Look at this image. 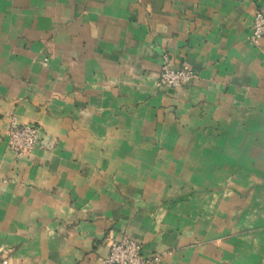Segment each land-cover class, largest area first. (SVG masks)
Masks as SVG:
<instances>
[{
    "label": "crops",
    "instance_id": "0c3cea01",
    "mask_svg": "<svg viewBox=\"0 0 264 264\" xmlns=\"http://www.w3.org/2000/svg\"><path fill=\"white\" fill-rule=\"evenodd\" d=\"M264 0H0V264H264ZM197 78L157 88L163 58ZM35 124L18 157L10 120Z\"/></svg>",
    "mask_w": 264,
    "mask_h": 264
},
{
    "label": "built area",
    "instance_id": "2783aa9c",
    "mask_svg": "<svg viewBox=\"0 0 264 264\" xmlns=\"http://www.w3.org/2000/svg\"><path fill=\"white\" fill-rule=\"evenodd\" d=\"M264 37V13L256 11L249 41L252 45H258ZM197 78L196 72L184 66L181 69H172L167 57L163 58L160 68L157 88L180 89ZM8 148L18 157L27 156L33 149L39 146L41 130L38 125H19L14 118L10 120L7 131ZM160 256L151 255L145 257L142 246L125 237L120 241H110L107 256L102 260V264H159Z\"/></svg>",
    "mask_w": 264,
    "mask_h": 264
}]
</instances>
